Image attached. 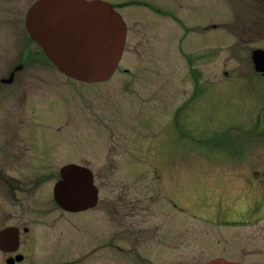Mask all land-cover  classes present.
I'll use <instances>...</instances> for the list:
<instances>
[{
  "label": "rangeland",
  "instance_id": "1",
  "mask_svg": "<svg viewBox=\"0 0 264 264\" xmlns=\"http://www.w3.org/2000/svg\"><path fill=\"white\" fill-rule=\"evenodd\" d=\"M38 1L7 2L10 6L4 9L10 15L20 12L19 27L3 21L7 14L0 10V158L9 153L20 159L19 178L23 185L31 179L41 182L38 190L41 201L33 204L41 208L52 203L53 187L64 164L79 162L93 170L99 204L96 210L80 215L83 221L71 222L68 240L74 246L85 242L84 254L92 248L89 244L92 239H99L105 249L98 256L92 253L88 258L76 256L83 260L73 264H138L134 258L136 251L143 254L142 258L149 259L148 254L162 257V262L158 258L151 260L153 264L165 261V264H207L212 258H206L207 263L197 258L207 243L219 240L223 244L227 239L226 245L236 250L239 241L235 236L245 239L250 235L254 239L264 221L245 229L242 237L235 234L242 230L219 226L221 211L199 210L206 200L198 182L204 176L214 179L215 175L234 172L241 168L238 165L243 159L251 164L243 167L247 172L264 166V138L248 132H254L252 127L258 123L260 104L264 106V99L256 94L252 82L254 70L248 60L253 43L244 46L238 36V18L244 16L247 26L253 25L248 16L258 13L254 10L256 3L104 0L117 6L115 9L125 19L128 33L116 74L107 82L94 84L61 74L41 46L30 39L27 14ZM21 63L25 69L17 72L11 83H3ZM244 74L252 81L246 82ZM177 112L182 132L172 130ZM30 143L33 148L27 147ZM179 160L181 192L175 197L188 213L182 212L181 223L175 227L187 229L190 235L183 252L187 260L183 262L175 259L179 253L169 258L173 252L167 248L168 243H153L160 239V232L153 234L156 224L162 226L161 220L152 219L154 224L150 222L145 237H141L144 244L134 248L125 198L115 213L118 197L126 191L128 177L132 176V161L134 173L141 178L143 174L151 177L149 170L154 169L163 176L161 168L165 164L173 166ZM204 160L210 162L203 163ZM163 181L162 187L172 191L168 179ZM156 207L165 211L168 205L160 198ZM31 219H37L33 238L43 237L45 248L33 247L34 252L31 251L38 259L43 256L41 263H52L56 256H44L52 249L60 228L40 223L48 219L45 211L36 218L31 215ZM77 227L84 230V236ZM111 238L121 243L122 250L110 247ZM66 239H58L60 249ZM197 241L204 247L196 245ZM145 244L150 248H145ZM214 250L218 251L217 247ZM70 259L57 264H71ZM128 259H134L135 263ZM37 261L35 264H41ZM0 264H6L1 256Z\"/></svg>",
  "mask_w": 264,
  "mask_h": 264
},
{
  "label": "flooded vegetation",
  "instance_id": "2",
  "mask_svg": "<svg viewBox=\"0 0 264 264\" xmlns=\"http://www.w3.org/2000/svg\"><path fill=\"white\" fill-rule=\"evenodd\" d=\"M10 1L14 3L15 0H6V2L1 0L0 10L4 9L5 7L8 8L10 5H8L7 2L11 3ZM252 1L256 3L254 10L258 13L248 16V19L250 21L252 20L250 23L253 25L251 26H247L246 22L244 21V16L238 18V36L244 46L247 43H253V47L250 48V58L248 60L252 69L254 70L252 76V78H254L253 81H250L256 85V94H258L260 98L264 99V71H260L258 69V67H261L262 70L264 69V65L262 63H258L259 58L263 59L264 61V55L260 56L261 52L264 53V0ZM7 8L4 9V13H6L7 16L3 21L11 22V24L14 23L17 25V27H19L21 23L19 17L20 12H15L14 14L11 13L10 15V13L7 12ZM16 9L17 8L14 6V11ZM207 52H210V50ZM255 52L258 55L257 63H255L253 60V55ZM23 63L14 67V69H12L10 72L9 78L3 79V83L9 84L7 80L10 78L15 80L16 73L25 69ZM243 65L245 66L244 63ZM246 77L247 75L244 74L243 79L246 82H250ZM263 113L264 106H261L260 104L258 123L252 127L254 132L252 130H248L250 134H256L260 139L264 138ZM172 125L174 126V128H172L174 132H177V130L179 132L184 131L181 126L179 112L175 114V117L172 120ZM8 134L14 135L15 133L8 131ZM26 145L29 148H33L32 143ZM134 162L135 161H132L130 165L132 176L128 177L126 191L122 192L118 197L119 200L116 202L115 213H118V204L123 200V198H125L128 209L127 217L130 221V233L134 248L137 247L138 244L143 243L144 239H141V237H145L146 226L149 225L150 222L151 224L153 223L152 219L156 217V219L161 220L162 226L156 224L153 234V236H156L157 233L160 232V239L154 240L153 243L156 245L168 243L169 245L167 248L173 252L169 258L179 253V257L175 259H178L182 262L187 260L183 252L185 245L189 244L190 240H187V238H189L190 235H188L187 229H176L175 227L176 224L181 223V214H183L182 212H184L186 215L188 213L187 209H182L175 197L177 193L181 192L180 160L173 166L170 164H165L164 167L161 168L164 170L162 172V174H164L163 176L158 175V171L154 169L149 170L150 174L152 175L151 177H149V175L143 174L141 178L139 177V174L134 173ZM205 162H210V160H204L203 163ZM240 163L241 164H239L238 167L241 168L236 169L230 174L226 172L225 174H220L219 176L215 175L214 179L216 178V180L213 179V176H204L200 182H198V185L202 189L204 199L206 200V203H203L199 210H202L203 208H212L215 210V212L221 211L220 214L222 215V219L218 225L223 228L242 230L240 233L235 232L237 235H243L242 232L246 231L245 229L252 225H261L264 221V166L262 168L258 167L259 170L247 172V170L245 171L242 169L243 167H250L251 164L248 162V160H240ZM242 163L245 165H242ZM70 164L88 167L87 165L81 164L79 162L66 163L64 166ZM21 166L20 159L16 156L9 153L2 154V158H0V227H2L0 229V233L11 229L14 234L18 235V240L16 241L15 245H12L7 241V250L0 249V256L4 261H6V264H22L26 261H28L27 264H35L37 260H39V263H41L43 256L42 258L38 259L33 253V247L36 250H44V241L43 237L33 238V235H36L35 226L37 225V219L33 221L31 219V215L36 218V216L41 214L42 211H45V215L48 217V219L40 223H47L50 226L60 228L61 232L58 233V238L54 240L50 252L44 256L48 257L54 255L57 259L52 263L44 262L41 264H57L69 257L71 258L70 261H68L69 263L73 264L74 261L80 263L83 260H81V257L88 258L90 257L89 254L91 253L94 256H98L99 252H103L105 249V244L100 242L99 239H96L95 241L92 239V241L89 242L90 245L92 244V248L87 254H84L86 247L85 242L78 243L77 246H74L72 241L69 242L68 240V231L71 222L76 220L83 221L84 219L80 216L81 214L84 215L87 212L97 209L100 201L99 192L98 201L95 207L78 212L65 210L56 203L54 198V189L56 184L60 181V177L53 187L52 203L55 206L53 207L52 203H48L46 208H41L39 206L33 205L34 201H41L38 195L41 182L38 183L34 179H31L27 184L23 185L19 178L22 177L19 174ZM201 166L206 165L202 164ZM235 172H238V174H235ZM93 175L95 180V174L93 173ZM163 178L168 179V184L170 185L169 188L172 189V191L166 186L162 187L161 183L164 182ZM209 178L213 180L209 181ZM94 185L99 191L98 186L96 184ZM255 194H259V196H256ZM160 198H162L168 205V208H164L165 211L162 210L163 207L160 208V210L156 207ZM215 198L217 199L216 202L214 201ZM246 200L248 202H246ZM215 206L218 207L214 208ZM194 217L196 218L197 216L194 215ZM137 224H142L143 226L137 227ZM77 228L81 231L80 234L84 236V230H81L82 228L80 229V227ZM96 229L101 231L100 228ZM171 230L173 232L171 236H168ZM21 231L23 235H21ZM260 231V233L255 235L254 239H251L250 235H246L245 239L235 236L237 241H239L237 242L236 250L231 249L228 245H226L228 244L227 239L224 240L223 244L219 240H215V242H210L209 244L207 243L206 248L201 249L200 257L197 254V258L199 260L204 259V262L207 261L205 260L206 258H212V260L223 259L234 263L264 264V226L260 228ZM59 238H62V240L67 238L66 244H64L63 248L61 249L57 243ZM120 245L121 243L117 239L113 240V238H111L110 247L115 248V250H118L119 247V250H122ZM196 245L204 247L201 241H197ZM216 247L218 251L214 250ZM145 248L150 247L145 244ZM188 251L189 250H187L186 253ZM229 251L232 253L230 254ZM139 254L141 253L136 251L134 256V258L136 257V259L139 261L138 264H153L151 260H155L156 258H158L161 262L163 261L162 257L160 256L155 257L152 254H148L149 259H147L145 257L142 258L143 254ZM33 256L35 257V262L32 261ZM76 256L81 257L76 258ZM111 256L115 255L111 254ZM116 257L110 260H114ZM128 260L135 263L134 259ZM165 263L167 262L165 261Z\"/></svg>",
  "mask_w": 264,
  "mask_h": 264
},
{
  "label": "water",
  "instance_id": "3",
  "mask_svg": "<svg viewBox=\"0 0 264 264\" xmlns=\"http://www.w3.org/2000/svg\"><path fill=\"white\" fill-rule=\"evenodd\" d=\"M26 24L52 64L84 83L109 80L124 53L126 25L113 6L103 0H39L28 11ZM253 60L258 61L256 52ZM258 63L264 65L263 59ZM7 81L11 83L13 78ZM98 192L89 169L69 165L62 168L54 197L63 209L78 212L95 207ZM17 240L11 229L1 232L0 249L7 250L6 242L15 245ZM207 264L240 263L219 259Z\"/></svg>",
  "mask_w": 264,
  "mask_h": 264
}]
</instances>
